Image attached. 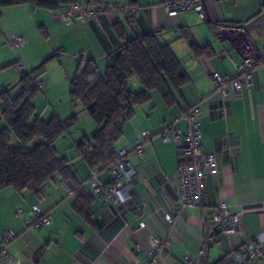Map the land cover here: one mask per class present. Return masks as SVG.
<instances>
[{
	"label": "crops",
	"instance_id": "crops-1",
	"mask_svg": "<svg viewBox=\"0 0 264 264\" xmlns=\"http://www.w3.org/2000/svg\"><path fill=\"white\" fill-rule=\"evenodd\" d=\"M37 1H51L55 6L50 10L37 3H24L0 8V22H5L7 31L20 33L28 41L14 62L0 66L20 63L28 70L59 53L49 60V66L63 72L64 80L46 79V70L40 76L46 101L58 98L62 102L69 95L70 79L80 57L95 60L99 70L104 71L105 56L125 36L145 33H157L160 42L169 44L188 81L179 90L172 89L171 104L153 90L150 100L139 106L125 124L118 144L131 151L128 159L136 169L132 198L125 207L99 199L89 181L91 168L75 158L76 154L69 159L77 180L66 181L56 175L39 192L1 188L0 248L5 244L8 259L0 264H144L152 258L151 243H158L153 264H185L183 258L195 257L202 242L208 250L206 262L213 264L257 236L264 238V70L255 71L251 87L239 93L231 91L227 102L214 90L213 80L214 73L232 74L243 51L253 49L264 61V9L260 1L202 0L203 18L195 11L167 15L162 4L168 0ZM70 2L91 8L122 5L135 7L137 12L128 19L126 11L107 9L90 23H67L60 12L62 5ZM37 26L47 38L42 46L34 45L29 35ZM220 26L227 29L218 31ZM9 73L13 75V71ZM128 83L140 87L136 77H130ZM191 105L199 107L202 147L216 153L218 172L205 176L206 206H185L168 222L165 215L179 195V159L174 142L164 141L161 131L171 124L180 130L183 142L186 123L181 114L184 106ZM223 105L227 107L226 115L221 111ZM71 106L65 113L74 110ZM84 111L80 108L78 114L86 116ZM62 113L58 110L53 114L64 119ZM95 129L96 125H89L87 130L77 125L74 133L71 129L66 133L74 147L75 141L90 137ZM145 130L153 136L143 145L144 155L139 156L132 151ZM233 146L236 153L223 154L222 149ZM109 179L108 172L101 171L97 181L107 183ZM221 200L232 212L240 213L241 220L234 234L218 232L211 237L214 228L210 217ZM76 202L86 204L89 219L76 210ZM34 206L52 217L40 229L24 226V221L33 216ZM140 221L144 226L139 228ZM8 231L14 233L11 241L5 240ZM167 238L168 247L159 246Z\"/></svg>",
	"mask_w": 264,
	"mask_h": 264
},
{
	"label": "trees",
	"instance_id": "trees-1",
	"mask_svg": "<svg viewBox=\"0 0 264 264\" xmlns=\"http://www.w3.org/2000/svg\"><path fill=\"white\" fill-rule=\"evenodd\" d=\"M259 1L264 9V0ZM24 3H37L50 9L55 6L51 1L0 0V8ZM58 54L53 53L29 70H20L16 83L0 89V120L3 122L0 127V189L12 187L17 191L39 192L56 175L66 181L77 180L70 166L71 159L59 156L56 146L57 139L75 125L77 112L64 119L56 114L44 119L36 112L33 102L46 63ZM105 61V69L100 71L95 60L80 57L70 79L69 97L74 109L85 110L96 125L90 137L82 136L74 142L75 158L84 161L91 170L108 172L120 149L118 142L124 126L137 108L150 100L153 90L160 93L166 104H171L172 89L179 90L188 76L169 44L160 42L157 33L125 36L107 53ZM130 77L138 79L139 88L129 85ZM13 87H17L15 93L11 92ZM177 155L179 159L178 151ZM78 202L76 210L89 219L88 207ZM225 257L213 264H221Z\"/></svg>",
	"mask_w": 264,
	"mask_h": 264
},
{
	"label": "built area",
	"instance_id": "built-area-1",
	"mask_svg": "<svg viewBox=\"0 0 264 264\" xmlns=\"http://www.w3.org/2000/svg\"><path fill=\"white\" fill-rule=\"evenodd\" d=\"M164 12L169 16H174L186 11H195L204 17L202 0H168L162 4ZM126 11L128 19L136 15L135 7H125L122 5H106L89 7L85 4L70 2L62 5L61 17L67 23L76 20L80 23H90L97 19L105 10ZM53 10V9H50ZM52 12V11H50ZM227 27L220 26L218 31H225ZM11 44L14 47L23 45V38L14 36ZM20 71L22 66L15 64ZM235 71L229 75L213 74L214 90L219 92L221 100L227 102L230 92H241L244 88L251 87L254 73L258 68L264 70V61L259 58L258 52L249 49L242 52L241 59L234 63ZM41 82H38V86ZM223 115L227 113V107H221ZM200 111L198 105L184 106L181 118L185 120L186 131L181 142L180 130L174 128L171 124L164 125L161 136L164 141H173L179 153V161L177 168L178 179V199L173 203L172 209L166 213L165 219L172 222L175 213L185 206L202 208L207 204V190L205 186V176L215 175L218 172V157L214 152H206L201 143L202 134L199 122ZM170 133L172 136H170ZM153 136L148 130L142 131L140 139L134 144L133 151L136 155H144L143 145ZM236 146V145H235ZM223 150V154L233 155L236 153L233 149ZM131 151L126 148H120L117 152L114 163L109 167L110 181L107 183L98 182V176L101 173L96 168L92 169L89 181L93 186V191L99 195V199L103 202H114L120 207H125L132 198L133 181L136 177V169L129 161L128 155ZM52 217L48 212H42L38 206L33 207V216L24 221L26 228L40 229L50 223ZM241 215L232 212L226 201L221 200L215 205L214 213L210 217V221L214 230V234L221 232L227 235L236 232L237 225L240 223ZM139 228L144 226V222L138 223ZM14 233L8 231L5 234V240L11 241ZM170 240L164 239L161 242L162 247H168ZM3 244V243H2ZM158 243H151V260L144 264H153L155 262ZM208 250L202 242L195 257L185 256L183 262L185 264H207L206 259ZM221 264H264V238L257 236L252 242L243 244L232 253L225 255ZM8 259V251L4 245L0 248V263ZM13 264H34L32 262L15 261Z\"/></svg>",
	"mask_w": 264,
	"mask_h": 264
},
{
	"label": "rangeland",
	"instance_id": "rangeland-1",
	"mask_svg": "<svg viewBox=\"0 0 264 264\" xmlns=\"http://www.w3.org/2000/svg\"><path fill=\"white\" fill-rule=\"evenodd\" d=\"M0 25H1L0 26V59L2 60V61H0V64H7L10 61L14 62L13 60H15V58H17L19 52L22 49H24V46L26 45V42H28V41H26V39H24V37L20 33H15L11 30L7 31V27H4V25H5L4 21L0 22ZM41 28L42 27L37 26L36 28H33V31H30V33H29V35L32 36V38H33L34 45H36V46L44 45V41H46V39H47V38H45V35H43L44 32H43V29H41ZM19 35L23 38V45H21L19 47H14L11 44L12 38L14 36H19ZM3 62H6V63H3ZM28 70H29V68H28ZM45 70H46L45 74L47 77L46 79H50V80L55 79L56 82L59 80H61L60 82H62L64 80L63 79V72H61L58 69H56V70L51 69L49 66V61L45 65ZM9 71H13V75L10 74ZM9 76H12V77L10 78ZM18 78H19V70L16 68L15 63H11V64L6 65L4 67L0 66V88L4 87L5 85H7L9 83L14 84ZM38 80L44 81L43 77L42 78L40 77ZM43 89H44V84L42 83L40 85V89L37 90V93L34 97V99H35L37 96V98L35 99V104H36L35 106H36L37 112L40 111L41 117H43L44 119H48L51 116V114H53L54 112L56 113L58 110L63 112L62 114H64V115L62 116V118H64V117L66 118L70 114H72L73 112H77L76 123H75V126L70 128L71 129V130H69L70 133H74L76 131L77 125H79L82 129H85V130H87V127L89 125H95V124H93L94 122H93L92 118L87 114V112L84 111L86 113L85 114L86 116H83V114H81V113L78 114L80 111L79 107L74 109L73 111H69L68 113H65L66 110H68V107H70V108L72 107L71 106L72 103L70 101L69 95L66 96L62 102L57 101L58 98H56V99L50 98L49 101H46V98L42 95ZM16 90H17V87H15V88L13 87L11 89V92L15 93ZM154 93H157V92H154ZM2 125H3V122L0 120V127ZM56 146L58 147V155L59 156L64 155V156H68V158H70L71 156L76 154V148L72 147V142L69 141L68 133L64 134L63 136H61L60 138L57 139Z\"/></svg>",
	"mask_w": 264,
	"mask_h": 264
}]
</instances>
